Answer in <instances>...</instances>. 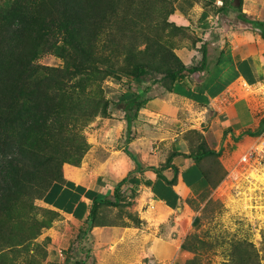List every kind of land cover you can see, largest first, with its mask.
Returning <instances> with one entry per match:
<instances>
[{"label": "rangeland", "instance_id": "374dc122", "mask_svg": "<svg viewBox=\"0 0 264 264\" xmlns=\"http://www.w3.org/2000/svg\"><path fill=\"white\" fill-rule=\"evenodd\" d=\"M13 2L0 0V60L28 65L20 76L26 98L16 109L27 102L37 111L31 100L46 92L51 102L37 119L19 118L0 143V178L40 170L0 215V264H65L53 256L59 249L74 251L84 230L71 232L66 219L44 204L51 178L71 167L111 179L124 173L122 95L157 83L176 65L175 48L189 38L187 25L178 18L176 0H22L19 12ZM18 23L32 39L28 57L27 43L14 31ZM45 76L53 79L47 83ZM154 87L153 93L162 86ZM136 111L130 107L132 116ZM234 141L237 150L233 144L207 165V186L190 201L181 248L166 264H264V156L242 159L264 147V126Z\"/></svg>", "mask_w": 264, "mask_h": 264}, {"label": "crops", "instance_id": "0c3cea01", "mask_svg": "<svg viewBox=\"0 0 264 264\" xmlns=\"http://www.w3.org/2000/svg\"><path fill=\"white\" fill-rule=\"evenodd\" d=\"M241 1L247 17L264 22V0ZM238 5L236 0H176L189 38L175 51L189 68L202 64L206 50L203 68L184 71L175 83L152 85L125 137L126 167L119 178L71 167L47 191L44 204L66 219L71 232L87 231L65 264L84 255L85 264H166L177 256L192 218L190 201L207 186V165L233 144L237 150L235 138L258 130L264 119L254 109L256 96L252 100L247 91V85L264 79V38L237 17ZM156 85L162 87L153 93ZM204 150L218 155H203ZM123 179L118 203H98L89 228L96 201H115ZM53 257L59 258L57 251Z\"/></svg>", "mask_w": 264, "mask_h": 264}, {"label": "trees", "instance_id": "16d2710c", "mask_svg": "<svg viewBox=\"0 0 264 264\" xmlns=\"http://www.w3.org/2000/svg\"><path fill=\"white\" fill-rule=\"evenodd\" d=\"M236 1H240V5H238L237 7L234 6V13H236L237 17L240 19L245 20L246 22H249L252 24L253 27L257 28L261 35L264 38V22L262 21H258V20H254L251 19L249 17L246 16L245 13H243L242 8H241V0H236ZM22 3V0H14V2L12 4L13 5V12H19L22 10V7L20 6ZM55 5V4H54ZM227 5H229L227 3ZM225 9V12H228L226 9V6L223 7V10ZM3 15L0 14V17H2ZM4 18V17H3ZM37 19V17H36ZM34 18L31 20L33 21ZM38 20V19H37ZM0 26H2V23L0 21ZM2 30H0L1 32ZM15 34L18 35L19 37L22 38V40H24L27 43V50H25V52L23 53L24 55H26L27 57L29 56V52H30V43H31V38H29L28 34L29 32L27 31V28L25 26V24L23 23H18L17 27L14 29ZM206 61V50L204 53V57H203V61L201 65H194L191 66L189 68H187L186 65L183 64V62L181 61V59H178L177 56H175V64L172 67L168 68L169 71L165 74H163L162 77H160V81L158 80V82H168L170 81L171 83H175V81L181 77L182 73L186 70H188L189 72H195L197 70H200L201 68H203V65L205 64ZM23 67H28V65H22V66H18L15 63H12L10 65H6L4 64L1 60H0V143L2 141V137L3 135H5V133L10 130V128L17 122V120L19 118L22 117H26L28 116H32L35 119L38 118V116L41 114L42 111L45 110V107H47L50 102H51V95L49 94V92L46 93H42L40 95H37L35 97V99L31 100L34 101L38 106H36V110L34 111L33 106H28L27 107V102H24L23 104V110H17L16 109V105L19 102H23L25 101L26 98V90L28 88V85H25L22 81H20V76L25 77L26 76V71H24ZM53 79L52 76H45L42 80H45L47 83L49 81H51ZM156 84V83H155ZM152 85L154 84H147L145 86H143L139 91L137 92H132V91H127L126 93H124L123 99L125 101V118H126V122H127V132H126V139L128 140L129 135L131 133V128L133 126V121L134 119L137 117L138 115V111L140 110L141 107H143L146 102H147V93L151 90ZM166 86V88H170L166 83L164 84ZM24 93V94H23ZM139 105V106H138ZM132 106H137V111L135 115H131L130 114V107ZM30 114V115H29ZM264 126V119H262L261 122V126L260 128ZM127 153L128 151L125 150ZM201 154L203 155H207V154H216L218 155V153H216L215 151L212 150H204L201 152ZM171 159L169 158L168 163L170 164ZM54 169H50L49 171V175H51L53 173ZM157 170L159 172H161L160 168H157ZM40 173V170L38 172L33 173V175L25 177V178H8V177H2L0 178V215L1 213H7L9 210V206L12 203V201L14 199H18V197L23 193V189H22V185H33V178L34 177H38ZM62 176V173L56 174L54 178H51L50 184L48 186V189L46 190L45 194H44V198L46 197V193L47 191L52 188V186L60 179V177ZM125 179H123L122 181H120L116 187V200L112 201L110 199H99L96 201L92 212H91V219L89 220V228L92 227L94 225V217L96 214V207L98 203H106L109 205H116L118 203V190L120 188V186L124 183ZM82 236L81 239H83L86 234L87 231H83L82 232ZM70 255L67 254V256ZM87 259V255H84L81 259H76L75 264H85V261Z\"/></svg>", "mask_w": 264, "mask_h": 264}, {"label": "built area", "instance_id": "2783aa9c", "mask_svg": "<svg viewBox=\"0 0 264 264\" xmlns=\"http://www.w3.org/2000/svg\"><path fill=\"white\" fill-rule=\"evenodd\" d=\"M247 87L250 88L251 93H254L255 96H256L258 111L259 112H264V79L259 81L258 83H256L253 86L252 85H247ZM249 154L250 155H244L242 159L243 160H247L251 156H255L258 159H260L259 157H263L264 156V147L261 148L260 150H258L256 148L253 151H251ZM57 252H58L59 258L64 261L65 258H66L65 252L63 250H61V249H59Z\"/></svg>", "mask_w": 264, "mask_h": 264}, {"label": "clouds", "instance_id": "9594fccd", "mask_svg": "<svg viewBox=\"0 0 264 264\" xmlns=\"http://www.w3.org/2000/svg\"><path fill=\"white\" fill-rule=\"evenodd\" d=\"M66 258H67V255H66ZM66 258H65V259H66Z\"/></svg>", "mask_w": 264, "mask_h": 264}]
</instances>
